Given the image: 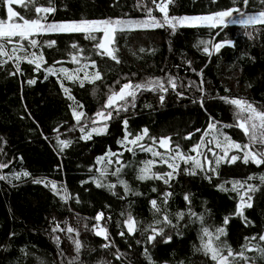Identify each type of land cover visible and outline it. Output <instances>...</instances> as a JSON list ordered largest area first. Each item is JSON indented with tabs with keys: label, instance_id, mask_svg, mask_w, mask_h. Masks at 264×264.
<instances>
[{
	"label": "trees",
	"instance_id": "16d2710c",
	"mask_svg": "<svg viewBox=\"0 0 264 264\" xmlns=\"http://www.w3.org/2000/svg\"><path fill=\"white\" fill-rule=\"evenodd\" d=\"M137 2L138 0H52L56 11L49 14L48 18L63 21L144 17L145 13L136 7ZM39 3L47 6L48 0H39ZM145 3L154 7L150 0H145ZM229 6H232V0H216L215 4L212 0H172L169 15H207ZM13 7L25 18L35 16L34 11L26 12L22 6ZM261 7L259 0H249L246 11L255 13ZM0 18L6 19V8L2 0ZM217 31L220 30L185 27L177 28L174 34L164 28L117 32L116 42L112 47L118 49L115 54L120 58V64L107 56L101 58L91 54L90 58L97 61L98 70L103 75V81L96 82L98 88L95 95L92 93L94 85L85 83L81 88L78 83L63 81L76 101L83 104V110L88 116L105 101V85H111L117 79L121 83L126 82L124 77L139 82L146 77H161L169 73L179 76V83L184 85L190 80L199 83L200 77L188 68L187 61H191L192 68L197 71L203 68L206 96L205 108H201L199 103H192V98L200 95L194 87L187 90L178 88V91H184V98L177 97L169 90L162 105L158 94L148 91L138 93L135 108L130 107L115 122H108L107 132L93 134L90 140L80 139L81 133L73 128L74 120L69 109L70 104L73 107L76 105L67 99L57 83V76L49 75L47 79L44 78L43 68H75L76 65L71 63L68 54L74 51L70 49L71 42L75 41L83 47L84 55H90L93 42L85 40L82 34L38 36L37 39L41 42H57L52 48L42 46L40 49H29L44 52L47 64L41 70H34V65L25 61L20 62L21 71L16 75L9 74L15 72L11 61L0 67V137L6 141L0 143V160H10L8 167L0 169V175L8 177L7 180H0V264H40L41 261L44 264H67L72 256L67 255L64 243H60V248L64 249V257L58 255L51 233L52 218L55 217L62 226L65 220L70 222L76 219L77 222L78 218H87L80 219L79 223L82 221L91 229L96 223L93 217L100 211L104 213L101 224L108 228L110 239L114 241L116 248L126 254V260L130 264H147L142 255L144 247L149 249L156 264H178L179 261H184V264H213L201 252L194 251L193 246L199 247L200 244L198 236L201 225L199 221L188 223L187 216L180 222L181 235H177L171 228L165 229L172 235V240L168 243L157 237V241L145 245L139 230L135 233V238L118 235L122 230L126 232L122 221L128 212L140 221L139 228L148 224L152 220L149 200H159L160 194L165 190L174 193L169 199V212H187L188 205L183 197L184 194H189L191 208L203 216L204 226L213 232L219 226L225 227L227 235L222 237V241H227L234 251L240 250L246 236L251 237L264 231V184L258 178L248 181L258 186L255 192L249 193L252 196V206L243 209L244 217L251 221L248 226H245L242 217L235 214L239 200L236 193L223 192L216 187L224 181H243L249 175L259 177L264 173V166L257 167L251 163L244 165L239 160L235 164L222 162L218 168L219 177H213L209 183L203 179L202 174H186L183 171L186 166L181 162V170L170 181L169 188L160 180H137L138 162L145 160L148 153L137 151L133 156L116 143L123 138L122 120L126 118L129 121L128 131L137 133L147 127L152 135L169 136L172 148L178 144L185 154L195 155L189 149L198 142L202 134V131L197 132L196 129L203 130L207 127L208 115L223 123H234L232 106L220 100V96L242 97L254 106H264V25L248 28L247 31L253 33V39L249 40L244 34L246 29L238 24H229L216 37V41L231 39L235 46H225L219 54H213L209 58L202 52V45L199 48L194 45L200 39H209ZM96 35L102 36L101 33ZM141 47L145 49L143 53L139 52ZM54 61L63 63L54 64ZM29 79H35L36 83L29 85ZM225 88L229 91L225 92ZM54 128H59L61 139L72 141L63 152L56 147L55 137L58 133L53 131ZM70 128L73 130L69 131ZM223 131L233 140L245 142L243 133L238 128H224ZM189 133H192L191 139H185ZM109 149L117 153L123 151L122 161L131 165L123 170L124 178L141 195H128L120 199L106 188H97L92 182L90 178L98 176L95 169L102 166L97 164L96 157L104 155ZM187 167H190V163ZM22 171L31 175L21 176L18 180L13 178V173ZM33 178H46L47 181L56 182L58 188H66L70 199L64 203L59 196L53 194L50 184L45 187L44 184L33 183ZM115 179L114 176L107 177L112 183ZM153 187L157 189L156 192H152ZM225 187L230 188L231 185L226 184ZM115 191L123 195L122 189L116 188ZM77 198L79 203H76ZM108 217L111 219H107ZM225 217L229 218L227 225L223 224ZM118 221L121 222L119 226ZM137 239L141 240V244L136 243ZM83 242L84 250L80 258L83 264L113 260L109 250L100 247L104 243L103 239L95 236L92 231L88 230ZM257 242L259 241H252ZM22 248L29 255L25 256L20 251ZM246 254L249 257L255 255L251 252ZM113 264L119 262L113 261ZM258 264H264V261H259Z\"/></svg>",
	"mask_w": 264,
	"mask_h": 264
},
{
	"label": "snow or ice",
	"instance_id": "6c2138e0",
	"mask_svg": "<svg viewBox=\"0 0 264 264\" xmlns=\"http://www.w3.org/2000/svg\"><path fill=\"white\" fill-rule=\"evenodd\" d=\"M3 6L6 8V19L0 18V67L12 62L15 72L9 73L16 75L21 71L20 62L25 61L30 65H34V70H41L43 65L47 64L43 51H29V49H40L42 46L52 48L56 45V40H45L43 42L37 39L38 36H45L50 34H82L85 40L91 41L92 52L90 55H84L85 49L73 41L70 44V51L68 54L71 58V63L76 65L73 69H68L63 66L58 69L54 66H47L43 68L44 78L47 79L49 75L57 76V83L62 91L65 93L68 100L73 101L76 105L73 107L69 105L71 117L76 122L73 126L79 127L81 133V140H90L93 134L101 135L107 132L108 121L114 117H119L120 112H127L129 108L136 107V99L138 93L144 91L158 94V99L161 105L165 102V95L171 92L175 93L177 97L184 98V91H178V88L195 90L200 94L199 97H193L192 103H199L201 108H205L206 89L204 87L205 81L203 79V68L197 71L192 68V62L187 61L188 68L191 69L198 77L199 83L196 81H189L187 85L179 83L181 78L176 75L165 73L164 76L146 77L139 82H134L132 79L124 77L126 82L121 83L119 79L115 80L113 84H106L107 88L106 99L101 107L96 110L91 116L83 110L84 106L71 94L70 88L65 86L64 80L70 83H78L81 88L85 83L94 85L92 89L93 95L96 94L98 86L97 81H103V75L98 70L97 61L91 59V54L103 58L107 56L116 64H120V58L115 54L118 49L112 47L116 42L117 32H126L133 30L157 29L164 28L170 30V34H174L177 28H200L206 27L209 29H219L209 39H200L194 47H202V52L211 58L213 54H219L221 49L225 46L234 47V42L231 39L223 38L216 41V37L220 36L221 31L228 27L229 24L240 25L245 31V35L249 40L253 39V33L247 31L248 28L256 25H264V0H259L262 7L255 13L246 11L249 7V0H232V6L223 8L218 11L211 12L207 15L197 16H175L169 15V4L172 0H150L151 5L155 6V10L162 13V17L158 18L153 15V7L145 3V0H138L137 9L145 13L144 19H80V20H63L54 21L49 20V14L56 11L52 4V0H48L47 6L39 3V0H2ZM215 4L216 0H212ZM14 5L22 6L26 12L35 13L34 18H25L19 11L14 10ZM242 5V7L240 6ZM233 14H236L235 16ZM97 33H102V36H97ZM216 41V42H214ZM26 42V44L24 43ZM10 46V47H9ZM145 49L141 47L139 52L143 53ZM22 54V55H21ZM135 55V52H133ZM62 61H54V64H61ZM91 69V71H90ZM59 73V75H57ZM82 73V75H80ZM133 76L135 73L132 74ZM62 77V79H61ZM29 85L35 84V79L27 81ZM116 85H119L117 88ZM250 86V85H249ZM225 92L229 89L225 88ZM220 100L226 104H230L233 108L232 117L234 123H223L216 120L213 116L208 115L207 127L203 130L197 128V132L202 134L199 142L193 144L189 149L190 153L196 155L185 154L180 150L177 144L175 148L170 147L171 138L167 135L157 137L152 135L147 127L142 128L137 133L128 131V119L124 118L122 124L124 127V135L121 140H117V144L133 156L137 151L150 153L152 159L139 161V166L136 169V179L139 181L145 180H160L169 188H171L170 181L174 180L181 170V162L186 166L183 171L191 176L198 174L203 175V179L212 182L213 177H219L218 168L220 164H235L238 160L244 165L251 163L257 167L264 166V106L257 107L250 101L242 97L220 96ZM151 108V105H145ZM205 111H207L205 109ZM23 118V117H21ZM238 128L246 140V142H238L233 140L231 136L223 131L224 128ZM73 130L72 128L69 131ZM57 132L56 147L60 152L68 148L72 141L70 139H61L59 135V128H54ZM192 133H189L185 139H191ZM207 138V139H206ZM47 139V137H45ZM150 141L151 143H148ZM0 143H6L3 137H0ZM157 146L164 149L165 152L157 151ZM203 149H206L204 151ZM230 153H232L230 155ZM210 154V155H209ZM123 151L117 153L109 149L102 156L96 157L97 164L102 165L97 167L95 171L98 176H93L90 179L97 188H106L112 195L120 199L126 198L128 195L139 196L141 193L135 191L124 179H121L122 170L126 166L123 161ZM191 162V166L187 167ZM166 165L169 171H154L157 164ZM8 167L7 163H0V169ZM91 171V169H90ZM31 174L27 171L13 173L14 179H20L21 176L29 177ZM108 176L116 177V182L112 183L107 180ZM259 179L261 184H264V173L259 177L249 175L245 180H231L218 183L216 187L223 192H235L239 198L235 214L239 215L245 220V226H248L251 221L244 217L243 209L251 207L252 196L251 192H255L257 185L248 183L254 179ZM7 176L0 175V180H7ZM33 183L44 184L45 187L51 185V190L54 195L59 196L60 200L67 203L70 199L66 188H58L56 182L47 181L46 178H33ZM87 181H82L86 183ZM117 184L123 188V195L115 191ZM230 184L231 187H225ZM152 192L157 189L153 187ZM174 195L173 192L165 190L160 194L158 199H150L149 204L152 210V220L146 224L142 229L139 228L140 221H138L131 212L127 213L126 218L122 221L125 231H120L118 235L121 237L135 238V233L139 230L140 235L144 237L143 243L145 245L152 244L157 241V237L164 243L172 240V235L165 231L166 228H171L176 231L177 235H181L179 230L180 222L188 218V223L200 222L199 230V247L193 246L195 252H201L213 264H258L259 261H264V231L251 237H245V243L240 246L239 251H234L227 241H221L222 236H226V228L219 226L213 232L209 227L204 226L203 216L198 215L191 208V200L189 194H184V201L188 205L187 212L177 211L175 213L169 212V199ZM77 198L76 203H79ZM124 215V213H121ZM173 217L175 222H173ZM80 219L78 218L77 223ZM96 223L88 228L85 223L83 227L90 230L95 236L101 237L104 241L100 245L101 248L109 250L113 260H102L98 264H113V261H118L119 264H130L126 260V254L122 253L114 241L110 239V233L106 226L101 225L104 219L102 211L97 212L93 217ZM107 219H111L108 217ZM229 218L225 217L223 224L227 225ZM63 226L55 217L51 222L52 239L57 245L58 255L64 257V249L60 248L61 235L63 233L73 245L75 255L68 259L67 264H83L80 261L81 249L84 247L82 241L79 239L80 231L73 227L68 221H63ZM120 221L117 225H120ZM259 241L252 243V241ZM137 244H141V240H136ZM115 249V251H111ZM5 250L7 248L5 247ZM25 256L29 255L25 249L20 250ZM251 252L255 255L249 257L246 253ZM142 255L147 264H156L147 247H144ZM40 264H44L43 261ZM63 264V262H62ZM178 264H184V261H179Z\"/></svg>",
	"mask_w": 264,
	"mask_h": 264
},
{
	"label": "rangeland",
	"instance_id": "374dc122",
	"mask_svg": "<svg viewBox=\"0 0 264 264\" xmlns=\"http://www.w3.org/2000/svg\"><path fill=\"white\" fill-rule=\"evenodd\" d=\"M153 9H154V11H153V15H155L156 17H158V18H160V17H162V13H160L159 11H157V10H155V6L153 7ZM143 12V11H142ZM144 13V12H143ZM145 18V16L144 17H139V18H132V19H144ZM124 19H130V18H128V17H126V18H124ZM179 28V27H178ZM243 28V27H242ZM102 34V33H101ZM123 115H124V112L123 111H121L120 112V116L119 117H123ZM119 117H114L112 120H113V122H115L116 120H117V118H119ZM74 125H76V122L74 121ZM77 130H79V127L77 126V127H75ZM207 139V138H206ZM198 142H199V140H198ZM245 142H246V140H245ZM170 147H172V145L170 144ZM156 150L157 151H160L161 153H163V152H165V150L164 149H161V148H159L158 146H157V148H156ZM204 151H206V149H203ZM182 151V150H181ZM183 152V151H182ZM185 153V152H184ZM195 155H196V153H195ZM210 155V154H209ZM146 159H152V157H151V154L150 153H148V155L146 156V158H145V160ZM9 162H10V160L8 159H1L0 160V163H7V164H9ZM190 163V166H191V162H189ZM99 165V164H98ZM129 166H126L125 168H128ZM124 168V169H125ZM123 169V170H124ZM123 170H122V173H121V179H124L125 181H126V179L124 178V174H123ZM154 171H163V172H166V171H169V169H167V167H166V165H162V164H157L155 167H154V169H153ZM117 179V178H116ZM116 179H115V182H116ZM114 182V183H115ZM116 188H120V189H122L123 190V188L120 186V185H118L117 184V187ZM103 220V219H102ZM70 225H72L73 227H76V228H78L79 229V231H80V236H79V239L82 241V243H83V245H84V242H83V238L86 236V233L88 232V230H86L84 227H83V225L85 224H83L82 223V221H81V223H77L76 222V219H73L72 221H70V222H68ZM100 223H102V221L100 222ZM102 225V224H101ZM102 226H105V225H102ZM89 228V227H88ZM58 235H61V244L62 243H64V245H65V249L67 250V255H69V256H74L75 255V252L72 250L73 249V245L71 244V242L67 239V237L63 234V233H58ZM223 237V236H222ZM222 237H221V241H222ZM84 250V247L81 249V253H82V251ZM81 253H80V258H81ZM96 264H98V263H96Z\"/></svg>",
	"mask_w": 264,
	"mask_h": 264
},
{
	"label": "water",
	"instance_id": "95a60500",
	"mask_svg": "<svg viewBox=\"0 0 264 264\" xmlns=\"http://www.w3.org/2000/svg\"><path fill=\"white\" fill-rule=\"evenodd\" d=\"M110 121H111V120H110ZM110 121H108V122H110ZM108 122H107V123H108ZM11 163H13V161H12ZM11 163H10V164H11Z\"/></svg>",
	"mask_w": 264,
	"mask_h": 264
}]
</instances>
